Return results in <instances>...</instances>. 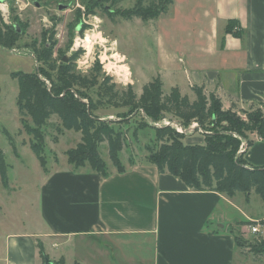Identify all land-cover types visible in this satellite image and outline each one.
Masks as SVG:
<instances>
[{"label":"crops","instance_id":"obj_1","mask_svg":"<svg viewBox=\"0 0 264 264\" xmlns=\"http://www.w3.org/2000/svg\"><path fill=\"white\" fill-rule=\"evenodd\" d=\"M229 20L241 37L226 32ZM143 23L155 26L162 79L185 74L171 87L182 92L183 85L192 91L198 85L208 94L218 81L234 80L242 103L264 99V0H173L159 18ZM246 157L264 165L258 135ZM44 171L38 215L26 220L30 228L22 219L20 229L0 238V264H42L38 243L68 264L91 262L79 252L71 256L78 243L95 246L88 257L96 255V264H264V256L238 251L235 236L246 235L239 223L254 219L227 223L219 208L233 201L222 193L196 191L149 163L108 176L80 168ZM50 242L58 250L48 249Z\"/></svg>","mask_w":264,"mask_h":264},{"label":"rangeland","instance_id":"obj_2","mask_svg":"<svg viewBox=\"0 0 264 264\" xmlns=\"http://www.w3.org/2000/svg\"><path fill=\"white\" fill-rule=\"evenodd\" d=\"M0 4L6 5V11L0 8V29L5 24H20L23 27L19 31L21 38L14 47L0 46V148L8 164L9 178L8 187L0 180V238H2L9 231L20 229L24 223L27 228H30V221L26 220L35 219L38 215L36 211L38 194L44 175L46 176L44 165L41 166L31 147L32 136L24 127L25 122L32 124V120L24 118L23 122L18 108L19 85L14 76L15 73L37 72L41 64L26 47L29 43L34 41H37L39 45L44 42L50 43L47 39L54 34L57 40L55 57L61 51L69 60L74 53L80 52L76 61L78 72L89 74L94 65L99 62L102 65L101 75L111 76L118 90L132 86L138 96L142 94L143 87L153 79L160 78L164 83V93L169 94L171 85L177 82L182 84L186 78L184 72H177L174 75L176 79L168 78V74L164 76V80L162 79L154 45L155 26L144 24L139 18L126 20L116 14L112 20L106 12L98 8L99 6L92 8L94 4L92 0H0ZM134 5L135 0H121L115 8L133 9ZM98 86L85 90L94 101L100 98ZM236 88L234 80H220L207 89V93L215 95V98L221 102L223 110H233L242 117H246V112L257 109L264 113V99L242 103ZM181 90L182 95H187L191 101L196 99V94L191 88L188 89L187 85H183ZM79 97L82 96L79 95ZM84 99L88 101V98ZM128 110V106L104 102L96 111L126 136L125 147L120 153V158L127 167L148 164L147 157L150 152L161 149L165 145V141L157 139L156 128L167 126L166 121H169L172 124L169 126L175 129L176 125L185 126L180 118L172 114H165L166 118L154 121L141 108L127 115ZM189 126V129L183 128L182 133L185 135L183 141L188 144H203L206 130L201 127L197 129L196 121H191ZM6 131L11 137H7ZM10 138L14 141L15 147L10 144ZM81 139V132L65 129L60 119L52 116L44 128L42 156L45 159L46 168L79 169L68 161V151L74 150ZM247 147L246 140L242 139L240 152H245ZM100 152L108 171H116V167L109 158L106 142L100 146ZM248 161L250 164H255L251 159ZM80 170L94 169L87 162ZM231 200L233 204L224 202L219 208L220 211L225 212L226 216H229L227 223L232 221L235 224L240 220L254 219L250 223L256 224L258 220L261 230L259 233H251L247 229L249 222L239 223L243 225L241 231L246 229V235H242L243 245L238 248V251L242 256L253 259L264 256L259 254L258 248L255 249L258 245L256 243L264 238V200L255 192L251 193L249 200L241 192H238ZM22 219L25 220L24 223L21 222ZM87 241L81 240L83 243ZM51 244L52 242L47 245L48 249L52 247ZM89 244L78 243L77 247L80 250L77 251V255L71 253V256H78L79 252L85 259L91 261L90 264H96V255L94 258L88 257V252L91 253L95 248V246L90 247ZM60 252L65 253V246ZM49 257L51 263L63 259L62 257L52 258L50 255ZM75 262L72 261L71 264H76Z\"/></svg>","mask_w":264,"mask_h":264},{"label":"trees","instance_id":"obj_3","mask_svg":"<svg viewBox=\"0 0 264 264\" xmlns=\"http://www.w3.org/2000/svg\"><path fill=\"white\" fill-rule=\"evenodd\" d=\"M92 1V8L99 6L112 20L119 14L126 20L140 18L143 22L159 18L173 3V0H135L133 9L125 10L115 8L121 0ZM237 26L235 20H229L226 32L241 37ZM20 28H23L20 24H5L0 29V46L14 47L21 38ZM47 40L50 43L39 45L34 41L26 46L37 62L41 63L37 72L20 71L14 75L19 85V112L23 122L24 118L32 120V124L25 122L24 127L32 136L31 147L45 170L47 168L42 156L44 128L52 116H57L65 129L82 134L77 147L68 151L70 164L82 168L88 162L95 171L108 176L110 172L100 152V146L106 142L109 158L116 171H125L126 165L122 163L120 153L125 147L126 136L109 120L96 113L104 102H108L128 106L127 115L141 108L154 121L166 118L165 114H172L183 121L185 129L190 128L191 121H196L197 129L201 127L206 130L203 144H188L183 141L185 135L177 129L169 125L156 128L157 139L165 141V145L151 151L147 160L160 173L176 176L196 191H215L230 198L241 192L247 200L255 192L264 200V165H252L245 156L256 135L264 140V113L261 110L246 112V117L233 110H223L215 95H207L204 87L198 85L192 87L196 94L194 101L182 95L178 87H172L170 93L165 94L164 83L160 78L146 84L140 96L132 86L120 91L111 76L101 75L102 65L99 62L89 74L80 73L76 70L80 52L65 61L61 51L55 57L57 40L54 34ZM96 85H99L100 98L94 101L85 90ZM85 97L88 101H85ZM6 134L8 138L11 137L9 132L6 131ZM10 139V144L15 147L14 141ZM242 139L248 145L245 152H240ZM0 180L6 187L9 186L8 164L1 148ZM247 223L253 224L250 221ZM242 238L239 234L235 236L239 247L243 245ZM256 244L255 249L258 248L259 254L263 255L264 238ZM38 248L42 264H68L65 259L51 263L44 245L38 243Z\"/></svg>","mask_w":264,"mask_h":264},{"label":"built area","instance_id":"obj_4","mask_svg":"<svg viewBox=\"0 0 264 264\" xmlns=\"http://www.w3.org/2000/svg\"><path fill=\"white\" fill-rule=\"evenodd\" d=\"M166 124L167 125H172L169 121H166ZM176 129L179 132H183V127L182 126L176 125ZM250 230L253 233H259L261 231L258 223H256V224H250Z\"/></svg>","mask_w":264,"mask_h":264},{"label":"clouds","instance_id":"obj_5","mask_svg":"<svg viewBox=\"0 0 264 264\" xmlns=\"http://www.w3.org/2000/svg\"><path fill=\"white\" fill-rule=\"evenodd\" d=\"M0 8H3L6 11V5L0 4Z\"/></svg>","mask_w":264,"mask_h":264},{"label":"water","instance_id":"obj_6","mask_svg":"<svg viewBox=\"0 0 264 264\" xmlns=\"http://www.w3.org/2000/svg\"><path fill=\"white\" fill-rule=\"evenodd\" d=\"M62 8V7H61ZM64 60L65 61H68V57L67 56H64Z\"/></svg>","mask_w":264,"mask_h":264},{"label":"bare ground","instance_id":"obj_7","mask_svg":"<svg viewBox=\"0 0 264 264\" xmlns=\"http://www.w3.org/2000/svg\"><path fill=\"white\" fill-rule=\"evenodd\" d=\"M85 40V39H84Z\"/></svg>","mask_w":264,"mask_h":264}]
</instances>
